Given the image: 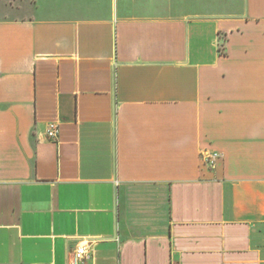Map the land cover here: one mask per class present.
<instances>
[{
  "label": "crops",
  "instance_id": "crops-1",
  "mask_svg": "<svg viewBox=\"0 0 264 264\" xmlns=\"http://www.w3.org/2000/svg\"><path fill=\"white\" fill-rule=\"evenodd\" d=\"M83 246L264 264V0H0V264Z\"/></svg>",
  "mask_w": 264,
  "mask_h": 264
},
{
  "label": "built area",
  "instance_id": "built-area-1",
  "mask_svg": "<svg viewBox=\"0 0 264 264\" xmlns=\"http://www.w3.org/2000/svg\"><path fill=\"white\" fill-rule=\"evenodd\" d=\"M47 136L51 140H55L59 136V128L54 124H49L47 127ZM222 158L221 154L218 152L212 151H203L201 153V160L203 164L209 168H215L218 161ZM90 251L88 246L79 247L76 249L72 263L73 264H82V262L89 258Z\"/></svg>",
  "mask_w": 264,
  "mask_h": 264
}]
</instances>
